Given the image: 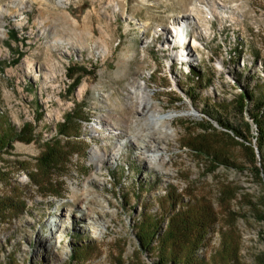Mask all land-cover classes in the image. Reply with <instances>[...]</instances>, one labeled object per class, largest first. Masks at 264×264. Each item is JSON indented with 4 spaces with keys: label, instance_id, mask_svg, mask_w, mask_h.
Wrapping results in <instances>:
<instances>
[{
    "label": "rangeland",
    "instance_id": "obj_1",
    "mask_svg": "<svg viewBox=\"0 0 264 264\" xmlns=\"http://www.w3.org/2000/svg\"><path fill=\"white\" fill-rule=\"evenodd\" d=\"M60 1L0 0V264H70L81 246L78 264H157L178 211L192 264H264L259 135L234 102L264 98V0ZM145 144L165 161L149 164Z\"/></svg>",
    "mask_w": 264,
    "mask_h": 264
},
{
    "label": "trees",
    "instance_id": "obj_2",
    "mask_svg": "<svg viewBox=\"0 0 264 264\" xmlns=\"http://www.w3.org/2000/svg\"><path fill=\"white\" fill-rule=\"evenodd\" d=\"M72 70L83 71L84 67L80 65H75L69 68V72H72ZM69 78L73 80V83L71 84V86H72V89L75 90L80 85L82 77L80 76L74 77V74L70 73ZM197 79L199 80L200 76H197ZM234 100H235L234 102H235V105L237 106L238 112L241 115H244L245 113H247L251 122H253L257 127L259 136L256 139V143H257V148L259 151L260 162H258L256 158L257 153L255 152V149L251 148V154L253 158L252 163L256 164L258 162L259 164H261V167H263L264 169V124L261 119L262 115L260 113L261 110L264 109V98L260 100L255 99L254 95L250 91L247 90L246 92L244 91L243 93L238 95V97H236ZM249 103H253L254 105L250 110L247 109ZM78 106L79 105L76 104V107ZM204 114L212 120L213 118H215L211 112L206 111ZM79 118L83 119L84 117L80 116ZM0 120H1V117H0ZM70 121H71V116L68 115V117L65 119V122H67V124H71ZM216 122H218V124L222 126L223 128L236 133L238 136L242 138L244 137L240 133V130H238L233 124L229 123L228 121H223L218 118L216 119ZM67 129L68 127L66 125H59L58 132L61 135L69 134L67 132ZM11 130L12 129H10L7 125H4L0 121V150L3 148H6V146H9L10 137L8 136L7 132ZM250 130H251V125L250 123L247 122L246 131L250 132ZM249 144H251V141H249ZM46 156H47V159L43 158V161L46 162L45 164L47 165V167L51 168L53 164L57 163V159L59 156L56 155L55 150L52 154H47ZM255 170L259 171L257 167L255 168ZM10 208H11V205H10L9 200L6 198H3V199L0 198V215H3ZM152 220L154 219H151V221ZM155 220L157 222V219ZM169 223H170L169 231L165 233L162 237H158L160 242L157 245L159 249V252H158L159 256H158L157 264H192L193 256H192V253L190 252L189 246H186L185 247L186 249L182 250V248H184L183 247L184 245H182V240L183 238L186 237V230L179 229V227L181 226L188 227L189 224L191 223L190 222V211L186 213L178 211L177 213L173 215V218L169 219ZM139 226H142V224H140ZM148 228L149 229L151 228L150 225L148 226ZM141 232H142V235H140L139 238H141V240L145 242V243H142V245L143 246L145 245L146 248L147 247L149 248L153 242L152 239H154V237L150 238L149 242L147 241V236H149V232L146 230L145 226L144 228L141 229ZM156 235H158V232ZM179 242H181V244ZM178 243L180 245H178ZM176 245L181 246V247H177ZM88 252H89V248H85L84 246H81L78 249H76L74 254L72 255L70 264H73L72 263L73 261H75L78 264L79 261L84 257V255H86Z\"/></svg>",
    "mask_w": 264,
    "mask_h": 264
},
{
    "label": "bare ground",
    "instance_id": "obj_3",
    "mask_svg": "<svg viewBox=\"0 0 264 264\" xmlns=\"http://www.w3.org/2000/svg\"><path fill=\"white\" fill-rule=\"evenodd\" d=\"M64 1H67V0H61L60 1V3H62V2H64ZM195 6L196 5H194L193 7L195 8ZM195 11V10H194ZM193 11H191V13H189V14H185V16L184 17H182V23H178L177 25H179L180 27L178 28V31L179 32H177L178 33V35H177V38L174 40L175 42H180L181 44L182 43H184L185 41H186V34H185V29H184V27H186V26H189L190 24V17H193V13H192ZM181 25H183V26H181ZM174 38V37H173ZM197 41L194 39V42H193V44L191 45L192 47H195L196 45H197ZM188 56H189V53H188ZM139 88L141 89V90H143V87H142V85L139 83ZM144 91V90H143ZM145 93V92H144ZM141 100H142V104H144V103H150V98H149V96L147 95V94H145V95H141ZM148 112V111H147ZM150 116L151 117H154L155 118V116H153V114L152 113H150ZM159 116V115H158ZM160 117V116H159ZM174 117H176V115H174V114H168V115H164V116H161L159 119H161V120H167V119H172V118H174ZM159 138V137H158ZM142 147V151H141V154L144 156V158H145V160L149 163V164H156V163H158V162H160V163H163L164 161H165V159H164V157H159V155H158V153H159V151L157 150V149H153L152 147H150V150L149 149H147L149 146L147 145V144H145L144 146H141ZM92 154H93V156H94V158L95 159H100L102 156H99L98 155V152L96 151V150H94L93 152H92ZM84 216H89V213L88 212H85L84 213ZM58 224H57V222H56V226H57ZM52 238H54V232L52 233Z\"/></svg>",
    "mask_w": 264,
    "mask_h": 264
}]
</instances>
